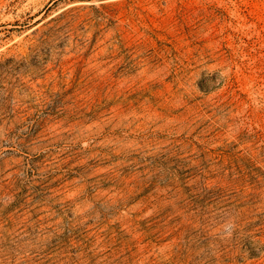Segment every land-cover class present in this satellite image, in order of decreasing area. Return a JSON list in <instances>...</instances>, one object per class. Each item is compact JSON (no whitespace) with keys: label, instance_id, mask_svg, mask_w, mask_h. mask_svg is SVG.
Segmentation results:
<instances>
[{"label":"rangeland","instance_id":"obj_1","mask_svg":"<svg viewBox=\"0 0 264 264\" xmlns=\"http://www.w3.org/2000/svg\"><path fill=\"white\" fill-rule=\"evenodd\" d=\"M0 264H264V0H0Z\"/></svg>","mask_w":264,"mask_h":264},{"label":"clouds","instance_id":"obj_2","mask_svg":"<svg viewBox=\"0 0 264 264\" xmlns=\"http://www.w3.org/2000/svg\"><path fill=\"white\" fill-rule=\"evenodd\" d=\"M223 75H224V73H220V76H223ZM235 229H236L235 219L229 218V219L225 220L222 223V225L220 226V231H219L218 235L224 239L231 238Z\"/></svg>","mask_w":264,"mask_h":264}]
</instances>
